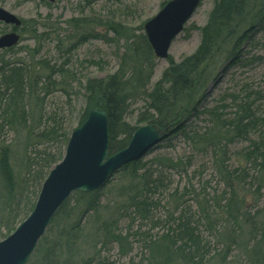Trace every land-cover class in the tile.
<instances>
[{"label": "trees", "instance_id": "obj_1", "mask_svg": "<svg viewBox=\"0 0 264 264\" xmlns=\"http://www.w3.org/2000/svg\"><path fill=\"white\" fill-rule=\"evenodd\" d=\"M97 20L71 19L75 32L59 37V46L75 42L74 54L108 39L97 28L114 33L109 42L124 46L118 69L104 78L83 82L76 69L1 60L0 240L33 211L50 170L64 157L77 84L86 103L77 126L91 110L105 111L111 155L145 125L170 135V151L126 165L99 191L72 196L28 264H264V88L243 87L213 106L204 93L223 62L236 66L246 59L254 34L264 28V0H213L197 50L180 62L169 58L155 83L157 61L144 24L137 34L115 20ZM31 22L23 20L22 30L32 24L38 37ZM139 102L144 105L135 114ZM177 137L190 153L175 152Z\"/></svg>", "mask_w": 264, "mask_h": 264}, {"label": "rangeland", "instance_id": "obj_2", "mask_svg": "<svg viewBox=\"0 0 264 264\" xmlns=\"http://www.w3.org/2000/svg\"><path fill=\"white\" fill-rule=\"evenodd\" d=\"M169 1L55 0L54 3L48 6L41 0H0V8L9 11L21 20L36 22V28L39 30L38 37H35L32 24L26 25L24 31L21 28L19 34L22 42L15 52L6 55H2V52H0V66L2 59L12 62H24L28 65L46 61L54 69H76L77 73L80 72L83 75V82L88 77L104 78L118 69V55L122 52L124 41L109 42L116 39L114 33H110L103 28H97L95 31L109 40L90 41L80 46L72 54L69 50L75 42H65L64 46H59L60 41H63L64 37L75 32L69 28L67 23L71 19L90 17L96 19V21H98L97 19L102 21L115 20L122 26L132 28L137 34H140L141 32L138 29L153 19L162 10L163 4ZM47 3L49 2L47 1ZM212 6L213 0H204L202 6L187 23L184 32L172 44L170 58L175 62H180L197 50L201 42L199 29L207 23ZM10 30L11 27L0 23V33ZM40 35L43 36L41 37ZM253 38L254 41L246 49L248 50V55L242 63L236 66H229L228 62H223L217 68L204 90L208 105L217 104L226 95L239 93L243 87L264 88V28H260ZM259 57H262V59H259ZM156 61L157 66L153 83L159 80L162 72L169 66L168 60ZM74 89L71 100L74 102L75 109L69 122L71 129L75 130L78 127L79 114L84 111L86 103L83 87L76 84ZM59 95L60 93L56 94V96L60 97ZM64 99L67 100V97H64ZM143 105V102L134 104L132 111L135 114L138 113ZM130 121L134 122L133 117ZM197 125L201 128L205 127V120L198 121ZM166 143L163 142L159 146L161 147L160 149L152 150L145 158H150L157 153H169L170 150L165 148ZM173 144L176 146L175 152L179 155L185 152L190 153L188 144L180 137L174 138ZM204 180H210V176H204ZM215 184L216 181H213L211 186L215 187ZM11 234L5 233V238Z\"/></svg>", "mask_w": 264, "mask_h": 264}, {"label": "water", "instance_id": "obj_3", "mask_svg": "<svg viewBox=\"0 0 264 264\" xmlns=\"http://www.w3.org/2000/svg\"><path fill=\"white\" fill-rule=\"evenodd\" d=\"M203 1L171 0L144 24L156 59L169 58L173 42ZM0 23L17 29L22 26L20 18L3 8ZM20 39L15 31L0 36V51L18 46ZM168 136L155 125H145L135 131L125 149L110 155L108 116L101 109L91 110L86 121L72 132L64 158L51 169L31 214L13 234L0 241V264H27L54 217L73 194L101 189L122 167L141 159Z\"/></svg>", "mask_w": 264, "mask_h": 264}]
</instances>
